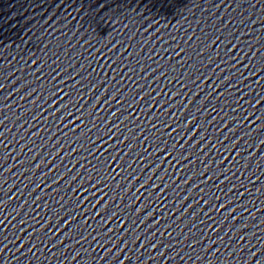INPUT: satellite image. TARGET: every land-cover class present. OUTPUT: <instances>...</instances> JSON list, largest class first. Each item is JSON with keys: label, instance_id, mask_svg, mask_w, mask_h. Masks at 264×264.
Segmentation results:
<instances>
[{"label": "water", "instance_id": "water-1", "mask_svg": "<svg viewBox=\"0 0 264 264\" xmlns=\"http://www.w3.org/2000/svg\"><path fill=\"white\" fill-rule=\"evenodd\" d=\"M0 264H264V0H0Z\"/></svg>", "mask_w": 264, "mask_h": 264}]
</instances>
